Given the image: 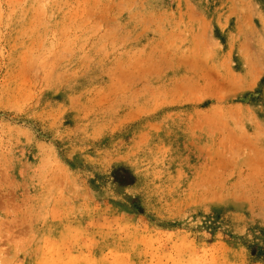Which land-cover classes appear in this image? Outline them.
<instances>
[{
  "label": "rangeland",
  "instance_id": "obj_1",
  "mask_svg": "<svg viewBox=\"0 0 264 264\" xmlns=\"http://www.w3.org/2000/svg\"><path fill=\"white\" fill-rule=\"evenodd\" d=\"M0 264H264V0H0Z\"/></svg>",
  "mask_w": 264,
  "mask_h": 264
}]
</instances>
